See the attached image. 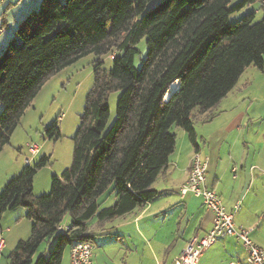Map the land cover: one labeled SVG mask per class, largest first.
Here are the masks:
<instances>
[{
    "label": "trees",
    "instance_id": "16d2710c",
    "mask_svg": "<svg viewBox=\"0 0 264 264\" xmlns=\"http://www.w3.org/2000/svg\"><path fill=\"white\" fill-rule=\"evenodd\" d=\"M42 0L16 28L19 48L0 55V152L43 86L83 57L94 54V84L86 95L73 138L71 165L51 177V192L34 194L44 155L26 164L0 192V220L17 207L31 221L6 264H63L77 241H91L88 221L143 209L160 192L153 183L176 150L174 126L185 130L197 147L195 112L209 113L235 87L247 67L264 70L263 17L251 12L234 23L230 14L258 0ZM145 39L147 54L135 60ZM105 55L113 66L103 68ZM179 86L165 97L170 85ZM120 91L116 118H110V95ZM61 136L56 120L46 129ZM115 202L100 208L110 188ZM70 217L67 234L59 231ZM55 238L49 258L36 257L42 243Z\"/></svg>",
    "mask_w": 264,
    "mask_h": 264
},
{
    "label": "crops",
    "instance_id": "0c3cea01",
    "mask_svg": "<svg viewBox=\"0 0 264 264\" xmlns=\"http://www.w3.org/2000/svg\"><path fill=\"white\" fill-rule=\"evenodd\" d=\"M242 76L211 113L201 116L199 128L195 127L196 140L209 160L207 186L219 192L228 210L242 201L235 222L250 228L251 238L264 246V94L252 92L254 81L241 82ZM256 102L262 105L257 107ZM182 131L176 132L177 146L167 168L153 183L160 192L154 201L111 220L99 221L94 216L88 221L93 264H175L189 239L211 228L212 213L201 199L180 194L197 149ZM211 249L214 251L207 255ZM245 258L242 243L230 237L207 249L198 264H229ZM63 264H71L70 251L64 255Z\"/></svg>",
    "mask_w": 264,
    "mask_h": 264
},
{
    "label": "rangeland",
    "instance_id": "374dc122",
    "mask_svg": "<svg viewBox=\"0 0 264 264\" xmlns=\"http://www.w3.org/2000/svg\"><path fill=\"white\" fill-rule=\"evenodd\" d=\"M160 1L162 0L151 1L148 8L153 7ZM41 2L42 0H0V55L8 46L16 49L22 45V40L16 34V28L32 10L39 9ZM262 2L264 0L249 3L242 9L231 13L230 23H234L251 12L255 13V21L261 20L263 17ZM138 47L140 53L136 57L135 64L137 68H140L147 54L145 39L140 42ZM96 59L97 56L94 54L83 57L54 75L40 90L14 131L10 143L6 144L0 152V192L5 184L18 175L26 165V157L30 156L29 145L38 144L41 147L40 152L33 158L32 165L44 155L50 156V162L38 169L35 176L34 194L36 196L50 193L52 175L62 174L71 165L74 149L73 138L79 127L86 95L94 84V64ZM102 59L104 61V69H110L113 66L112 55H105ZM245 79L254 81L256 86H253L252 92L264 94V75L261 69L251 65L243 74L241 82ZM261 86L262 88H260ZM120 93V91H115L110 95V118L106 129L111 127L116 118ZM255 105L258 107L262 103L256 102ZM1 109L0 104V112ZM209 113H206V115ZM202 115L197 111L195 112L194 124L196 129L197 127L199 128ZM56 120L58 121L61 134L57 139L49 137L46 132V129ZM182 130V128L177 126L172 128V132L175 134L176 132H183ZM115 196L116 193L111 187L110 190L101 196L100 206L112 204ZM26 213V208L20 206L3 214L0 220V230L4 231L3 235L6 239V244L4 252L0 254V264L8 262V255L15 248L16 244H14V241L16 239L25 240L29 238L31 221L26 217ZM67 222H70L69 216L65 219V223ZM54 244L55 238L43 242L36 257L43 255L45 258H49ZM213 251L211 249L207 255H210Z\"/></svg>",
    "mask_w": 264,
    "mask_h": 264
},
{
    "label": "built area",
    "instance_id": "2783aa9c",
    "mask_svg": "<svg viewBox=\"0 0 264 264\" xmlns=\"http://www.w3.org/2000/svg\"><path fill=\"white\" fill-rule=\"evenodd\" d=\"M40 145H29L30 156L26 164H32L33 158L40 152ZM208 157L200 150L193 153L188 180L181 186L180 194H188L201 199L205 208L212 213V226L204 235H194L187 242L182 253L176 258L175 264H198L202 254L219 240L234 237L239 240L246 252L245 259H235L229 264H264V246L257 244L250 235L251 229L238 226L235 213L241 209L242 201L238 200L232 210L224 205L219 192L207 186ZM235 170L237 167L234 168ZM71 229L68 223H63L59 231L67 234ZM4 231L0 230V254L5 249ZM94 245L91 241H77L70 249L71 264H93Z\"/></svg>",
    "mask_w": 264,
    "mask_h": 264
},
{
    "label": "bare ground",
    "instance_id": "6f19581e",
    "mask_svg": "<svg viewBox=\"0 0 264 264\" xmlns=\"http://www.w3.org/2000/svg\"><path fill=\"white\" fill-rule=\"evenodd\" d=\"M178 86H179L178 81H175L170 85V90L165 97L166 100L170 97L171 93L178 88Z\"/></svg>",
    "mask_w": 264,
    "mask_h": 264
}]
</instances>
